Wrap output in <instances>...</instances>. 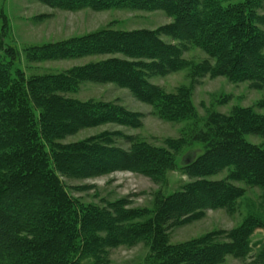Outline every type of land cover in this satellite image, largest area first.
<instances>
[{
	"label": "trees",
	"instance_id": "obj_1",
	"mask_svg": "<svg viewBox=\"0 0 264 264\" xmlns=\"http://www.w3.org/2000/svg\"><path fill=\"white\" fill-rule=\"evenodd\" d=\"M66 11L111 9L162 11L172 19L154 31L102 30L29 51L34 61L109 56L70 70L27 79L15 68L12 46L0 38V264H102L105 249L151 234L162 242L169 264H219L227 256L245 258L253 226L246 221L226 233L166 247L163 226L195 219L208 209L231 210L243 190L233 182L264 188V115L238 109L212 113L194 141L207 145L186 163L194 181L159 197L146 223L125 201L101 208L83 206L69 194L63 178L92 179L117 171L142 174L160 183L172 170L183 141L157 148L127 137L128 149L114 144L118 132H103L71 144L68 137L104 125L139 127V118L113 102L72 97L86 83L115 85L172 116L187 105L186 89L165 95L150 79L185 69L189 47L212 59L199 72L264 89V0H37ZM164 37L172 41L163 40ZM3 48V49H1ZM133 120V121H132ZM258 136L256 145L246 136ZM229 171L226 180L209 179ZM264 226V223H259ZM253 227V228H252ZM160 240V241H159ZM158 249L156 246L152 250ZM264 264V250L257 258ZM86 261V262H85Z\"/></svg>",
	"mask_w": 264,
	"mask_h": 264
},
{
	"label": "rangeland",
	"instance_id": "obj_2",
	"mask_svg": "<svg viewBox=\"0 0 264 264\" xmlns=\"http://www.w3.org/2000/svg\"><path fill=\"white\" fill-rule=\"evenodd\" d=\"M172 22L162 11L111 9L98 12L83 9L71 12L48 7L37 0H0V38L3 39L1 43L16 50L18 58L15 68L27 79L61 73L110 58L96 56L75 60L34 61L29 53L33 48L107 29L154 31ZM163 40L172 41L167 37ZM3 51L0 50V53ZM183 58L188 62L185 69L150 79L165 95L174 96L181 88L186 89L187 105L175 115L162 116L156 106L144 103L128 90L111 84L86 83L80 87L78 94L72 96L83 101L116 103L139 115L134 121L138 122L139 127L104 125L80 131L59 142L61 144H71L103 132L121 133L122 137L114 138V144L125 149L131 145L130 141L125 139L127 137L157 148L165 147L166 141H183L180 148L172 151V170L160 183L129 171H117L84 180L63 178L69 194L80 204L104 209L110 203L123 200L128 203L129 209L142 212L144 217L140 222L146 223L153 217L159 197L179 192L194 181L188 176L185 165L207 151L206 144L193 139L200 131L206 129V122L212 113L229 116L238 109H251L257 115H264V89L258 90L249 82L234 83L222 76L201 74L199 70L203 65L213 66L214 62L198 47L189 46L184 51ZM246 140L256 145L263 142L260 137L254 135L246 136ZM229 175V171H223L209 180L222 181ZM233 183L243 190V194L231 210L208 209L203 215L180 225H174L173 221L166 222L163 226L168 240L166 247L189 243L217 233L218 241L228 242L226 233L241 227L249 220L256 226L252 227L250 233L247 256H227L219 264H262L257 258L264 250V226L259 225L264 223V188L249 186L244 182ZM154 240L155 237L151 234H144L139 239L106 248L102 264H169L171 261L165 257L167 248H162V242L155 244ZM153 246L158 249L152 250Z\"/></svg>",
	"mask_w": 264,
	"mask_h": 264
}]
</instances>
